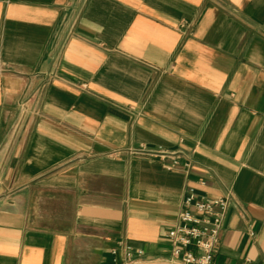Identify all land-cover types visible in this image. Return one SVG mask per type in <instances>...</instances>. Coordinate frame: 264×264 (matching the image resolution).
<instances>
[{
	"label": "crops",
	"instance_id": "obj_1",
	"mask_svg": "<svg viewBox=\"0 0 264 264\" xmlns=\"http://www.w3.org/2000/svg\"><path fill=\"white\" fill-rule=\"evenodd\" d=\"M191 189L264 264V0H0V264L171 261Z\"/></svg>",
	"mask_w": 264,
	"mask_h": 264
},
{
	"label": "built area",
	"instance_id": "obj_2",
	"mask_svg": "<svg viewBox=\"0 0 264 264\" xmlns=\"http://www.w3.org/2000/svg\"><path fill=\"white\" fill-rule=\"evenodd\" d=\"M132 153L158 158V160H164L174 154V152L162 148H148L145 145L133 149ZM177 163L178 161L174 160L166 167L173 170ZM232 200L231 192L217 199L207 200L191 189L185 199L188 209L181 210L178 222L166 233L172 242V260L182 264H221L214 259L215 250L220 232L225 227L226 216ZM113 253L117 254L118 250L114 249ZM139 253H142V250H139ZM133 254L132 249L127 247L126 259L128 261L133 260Z\"/></svg>",
	"mask_w": 264,
	"mask_h": 264
},
{
	"label": "rangeland",
	"instance_id": "obj_3",
	"mask_svg": "<svg viewBox=\"0 0 264 264\" xmlns=\"http://www.w3.org/2000/svg\"><path fill=\"white\" fill-rule=\"evenodd\" d=\"M129 264H182L180 262H176L174 260L168 261V262H150V263H144V262H137V261H132Z\"/></svg>",
	"mask_w": 264,
	"mask_h": 264
}]
</instances>
